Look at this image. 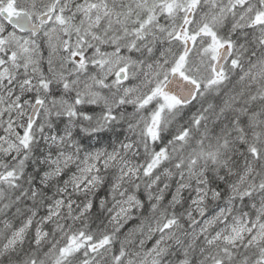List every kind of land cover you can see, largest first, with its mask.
<instances>
[{
	"label": "snow or ice",
	"instance_id": "obj_1",
	"mask_svg": "<svg viewBox=\"0 0 264 264\" xmlns=\"http://www.w3.org/2000/svg\"><path fill=\"white\" fill-rule=\"evenodd\" d=\"M0 264H264V0H0Z\"/></svg>",
	"mask_w": 264,
	"mask_h": 264
}]
</instances>
